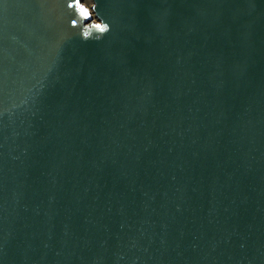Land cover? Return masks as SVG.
Listing matches in <instances>:
<instances>
[{"label": "water", "instance_id": "95a60500", "mask_svg": "<svg viewBox=\"0 0 264 264\" xmlns=\"http://www.w3.org/2000/svg\"><path fill=\"white\" fill-rule=\"evenodd\" d=\"M92 1L0 0V262L264 264V0Z\"/></svg>", "mask_w": 264, "mask_h": 264}, {"label": "snow or ice", "instance_id": "6c2138e0", "mask_svg": "<svg viewBox=\"0 0 264 264\" xmlns=\"http://www.w3.org/2000/svg\"><path fill=\"white\" fill-rule=\"evenodd\" d=\"M88 3H89V0H65V5L67 8L74 9L75 11L79 13V16L85 19L90 18L91 16L90 9L89 7L86 6ZM76 23L77 21L75 19L71 20L72 25H75ZM95 27L103 31L107 27V25L97 24L95 25ZM0 264H2V262H0Z\"/></svg>", "mask_w": 264, "mask_h": 264}, {"label": "rangeland", "instance_id": "374dc122", "mask_svg": "<svg viewBox=\"0 0 264 264\" xmlns=\"http://www.w3.org/2000/svg\"><path fill=\"white\" fill-rule=\"evenodd\" d=\"M92 2H93L92 0H89V3L87 5L90 6Z\"/></svg>", "mask_w": 264, "mask_h": 264}]
</instances>
